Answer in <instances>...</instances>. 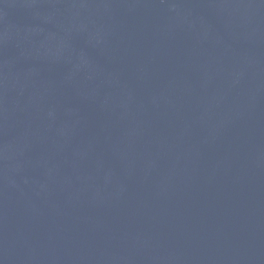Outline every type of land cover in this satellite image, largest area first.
Segmentation results:
<instances>
[{"label": "water", "instance_id": "95a60500", "mask_svg": "<svg viewBox=\"0 0 264 264\" xmlns=\"http://www.w3.org/2000/svg\"><path fill=\"white\" fill-rule=\"evenodd\" d=\"M0 264H264V0H0Z\"/></svg>", "mask_w": 264, "mask_h": 264}]
</instances>
